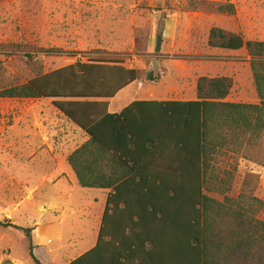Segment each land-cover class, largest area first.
Masks as SVG:
<instances>
[{
	"label": "trees",
	"instance_id": "obj_1",
	"mask_svg": "<svg viewBox=\"0 0 264 264\" xmlns=\"http://www.w3.org/2000/svg\"><path fill=\"white\" fill-rule=\"evenodd\" d=\"M191 4L195 11L236 12L232 4ZM162 43L159 34L157 54ZM208 46L247 52L259 104L227 101L230 77H201L195 100H137L109 113V100L141 81V70L99 58L20 83L7 80L13 74L0 59V100H53L90 137L69 163L82 188L108 194L97 243L69 264H264L260 176L246 173L231 196L240 160L264 168V41L214 27ZM10 227L24 232L31 258L42 264L33 229Z\"/></svg>",
	"mask_w": 264,
	"mask_h": 264
},
{
	"label": "rangeland",
	"instance_id": "obj_2",
	"mask_svg": "<svg viewBox=\"0 0 264 264\" xmlns=\"http://www.w3.org/2000/svg\"><path fill=\"white\" fill-rule=\"evenodd\" d=\"M194 1L232 4L236 12L195 11ZM214 27L264 41V0H0V59L13 74L7 80L20 83L38 72L99 58L141 70V85L110 100L111 113L143 101L145 94L150 100H195L201 77H230L227 101L258 104L251 58L244 49L210 48ZM148 73L159 80L147 81ZM44 136L61 146L81 135L51 100H0V221L8 224L0 226V264H35L29 239L11 224L33 229L34 253L42 264H69L97 242L106 192L78 187L57 199L45 183L48 176L21 173L18 155ZM238 171L231 196L239 194L245 174L254 173L260 176L255 195L264 201V168L240 160ZM52 198L59 208H48ZM55 229L58 238L39 245Z\"/></svg>",
	"mask_w": 264,
	"mask_h": 264
},
{
	"label": "crops",
	"instance_id": "obj_3",
	"mask_svg": "<svg viewBox=\"0 0 264 264\" xmlns=\"http://www.w3.org/2000/svg\"><path fill=\"white\" fill-rule=\"evenodd\" d=\"M139 85L141 84L139 83ZM138 89L142 90V87L140 88L138 87ZM121 92H119L118 94H120ZM143 99L150 100L149 95L145 94ZM9 100H50V99H9ZM51 101L53 103V100ZM126 107H124L121 111H123ZM108 111L109 113H111L110 112V100H109ZM121 111H119V113ZM72 124L76 126L78 132L81 135L79 139L75 138V140H72V142H70V140L63 141L61 146H55V142L52 137L44 136L42 140L35 141L30 147L29 151L26 150L24 152H21L18 155L19 159L21 160V163H20L21 173L22 174L36 173L39 176L40 175L48 176L46 177L45 183L51 187L52 192L56 190L57 199L61 198L60 196H58L59 194L64 195L65 198L70 197L73 195L75 191L78 190V187H81L69 163V158L76 150H78L82 145H84L90 139V137L80 127H78L74 122H72ZM27 170H29V172H27ZM89 190L103 191V193L106 192L105 197H104V208H105L108 191L99 190V189H89ZM51 201L52 203L48 204L49 209L54 210V209L59 208V204L56 203L55 199L52 198ZM40 216L43 218L45 217V214H40ZM102 216H103V213H102ZM102 216H101V219H102ZM44 221L45 220H43L42 222ZM56 238H58V236L56 235V229H55L52 235H48V236L43 235V237H41V239L43 240L39 243V245H44L46 243V239H48L47 243H50Z\"/></svg>",
	"mask_w": 264,
	"mask_h": 264
}]
</instances>
